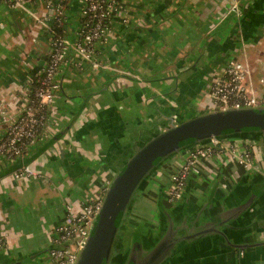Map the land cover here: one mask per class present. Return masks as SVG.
Returning a JSON list of instances; mask_svg holds the SVG:
<instances>
[{
    "label": "crops",
    "instance_id": "obj_1",
    "mask_svg": "<svg viewBox=\"0 0 264 264\" xmlns=\"http://www.w3.org/2000/svg\"><path fill=\"white\" fill-rule=\"evenodd\" d=\"M52 14L45 0H0V140L8 128L2 110L11 118L20 115L26 97L22 90L48 60ZM80 22L79 3L68 1L63 28L70 51L57 74L60 95L23 157L0 158V231L6 240L0 264L36 257L47 245H67L58 241V227L103 194L129 157L133 141L162 123L164 115L186 118L187 107L193 116L210 110V87L241 42L246 53L239 59L250 68L251 87L257 95L264 92V0H124L105 40L97 44L94 62L72 48ZM136 103L150 108L152 115L139 120L144 130L127 142L126 112ZM20 160L40 176L16 178ZM204 165L203 177L188 179L175 209L191 215L221 213L254 194L235 223L239 234L231 233L233 241L247 247H232L213 234L167 264H264V192L257 188L264 182V165L247 170L234 161ZM164 190L165 197L167 186ZM158 192L150 193L153 200Z\"/></svg>",
    "mask_w": 264,
    "mask_h": 264
},
{
    "label": "built area",
    "instance_id": "obj_2",
    "mask_svg": "<svg viewBox=\"0 0 264 264\" xmlns=\"http://www.w3.org/2000/svg\"><path fill=\"white\" fill-rule=\"evenodd\" d=\"M53 12V25H63L66 0H45ZM79 3L80 27L78 38L73 44L74 50L83 59L94 62L97 56V44L103 42L110 31L115 16L123 10L124 0H75ZM70 45L64 36L53 38L51 52L47 62L38 72L35 84L26 87V97L22 102L20 115L11 118L2 110L1 120L8 123L7 134L0 140V158L20 159L26 146L34 143L40 128L46 119V112L60 95V84L57 74L61 64L67 60ZM237 55L226 63L222 76L208 92V108L219 110L226 108H264V92L257 95L252 89L249 66L240 60L246 53V44L241 42ZM97 65V63H95ZM184 159L174 170L160 167L162 178L167 180L166 200L174 203L183 197L187 190L188 179L203 177L204 164L207 161H234L237 166L247 170L253 162L264 159V141L238 138H216L212 141L188 147L183 151ZM223 159V160H222ZM40 172L23 164L14 171L16 178L39 177ZM103 194L83 205L79 214H73L70 221L58 227L59 239L68 243L64 247H52L50 254L59 264H74L84 245L90 229L102 207ZM61 243V242H60ZM6 240L0 231V250L5 247Z\"/></svg>",
    "mask_w": 264,
    "mask_h": 264
},
{
    "label": "water",
    "instance_id": "obj_3",
    "mask_svg": "<svg viewBox=\"0 0 264 264\" xmlns=\"http://www.w3.org/2000/svg\"><path fill=\"white\" fill-rule=\"evenodd\" d=\"M247 128L248 133L264 135L263 107L209 110L187 118L164 115L162 123L148 135L131 143L130 155L108 185L99 215L74 264H167L179 251L213 234L221 235L232 247H247L233 241L231 233L239 234L240 228L235 223L252 205L254 194L231 210L187 214L178 226L171 220L166 233L157 242L145 244L136 234L125 253L122 252L124 234L121 231L125 228L123 219L131 208L135 193L165 159L216 138H236ZM23 164L21 162L16 169ZM34 256L16 259L13 264H24Z\"/></svg>",
    "mask_w": 264,
    "mask_h": 264
},
{
    "label": "flooded vegetation",
    "instance_id": "obj_4",
    "mask_svg": "<svg viewBox=\"0 0 264 264\" xmlns=\"http://www.w3.org/2000/svg\"><path fill=\"white\" fill-rule=\"evenodd\" d=\"M143 137H145V136H143ZM163 177L165 178V176H163ZM155 179H159V180L163 179L161 177L158 169H157V172L155 175ZM156 187L158 188L159 185H156ZM146 195L147 196L149 195L147 191L145 192V194H144V192H141V190H138L136 192L135 197H134V201L132 202V205H131V208H130L129 212L126 213L125 218L123 219V225L125 226L124 230H121L122 233L124 234V239H123L124 250L122 251L123 253H125L130 248L131 243H132V239L136 234L140 235L142 242H144L145 244L146 243L149 244V243H151V241L157 242L166 233L171 220L173 221V224L175 226H178L183 222L184 216H186L188 214V213H185L186 211L185 212H178V210L175 209L176 203L175 202L169 203L166 200V196L165 197L160 196L159 198L155 197L154 200L152 199L154 202V206H153L154 209L149 208L150 204H148V205L145 204ZM249 198L247 200H249ZM159 199H161V200H159ZM245 199L246 198H244L242 201L247 202V200H245ZM148 202H150V201H148ZM159 202H161V203H159ZM150 203H152V202H150ZM163 204L167 209H171L168 211V213H165V215L163 214L164 216H162L160 213V211H161L160 206H162ZM238 204H241V203H238ZM165 209H163V210H165ZM138 212H139L141 217L136 218L135 220H131L130 218L133 219V216L137 215ZM169 216H170V219H169ZM126 232H130V237L127 240H126ZM16 259H21V258H15L13 260H10L8 262H4L2 264H13V261H16Z\"/></svg>",
    "mask_w": 264,
    "mask_h": 264
},
{
    "label": "rangeland",
    "instance_id": "obj_5",
    "mask_svg": "<svg viewBox=\"0 0 264 264\" xmlns=\"http://www.w3.org/2000/svg\"><path fill=\"white\" fill-rule=\"evenodd\" d=\"M183 105L180 106V108H182ZM133 110H127L128 112H126V115L128 116V120H127V123H126V128H128L127 130H125L124 134L126 135V140L127 142L131 141L132 138L134 137L133 136V133L135 134V132L137 131L138 134L140 133V131L144 130L141 128H139V120H144L146 119L149 115H152V112H151V109L150 108H147L145 105H141V104H137L136 105H133L132 106ZM188 107L187 109L185 108V111H186V116H193L192 115V112H193V109L192 110H188ZM143 111V112H141ZM186 117V118H187ZM146 122L144 123L143 122V125H145ZM264 137V136H263ZM184 159V156H183V153L181 155H174L173 157H170V158H167L165 159L163 165H161L160 167H165V169L168 171V170H174V169H177L182 160ZM262 161H264V159H260L258 161H255L253 162L254 164H260V165H264V162L261 163ZM252 166V165H251ZM158 170L160 168H157ZM156 171H154V173L152 174V176L150 178H147V181H145V183H143V185L141 186V188L139 190H141V192H145L149 191V195L150 196H147L146 195V200H145V204H151L150 202L154 203L152 199V194L150 193H154L155 192V189L157 188L156 185H161L160 183L161 182H164L162 181L161 179H155V175H156ZM150 179V180H149ZM150 181V182H149ZM161 188H166V186H161ZM138 194V193H137ZM150 199V200H149ZM150 201V202H148ZM152 205V204H151ZM141 213V212H140ZM139 214V212H138ZM135 215L133 216V219L130 218L131 220H135L136 218H139L141 217L140 214L139 215ZM146 218V217H145ZM134 222V221H133ZM132 223V222H131ZM130 237V232H126V240L129 239ZM38 251V250H37ZM35 251V252H37ZM37 256L32 258V259H27V262H25L24 264H58L57 262L54 261V259L52 258L51 254L49 253V246H45L43 247L39 253H36ZM53 259V260H52Z\"/></svg>",
    "mask_w": 264,
    "mask_h": 264
},
{
    "label": "trees",
    "instance_id": "obj_6",
    "mask_svg": "<svg viewBox=\"0 0 264 264\" xmlns=\"http://www.w3.org/2000/svg\"><path fill=\"white\" fill-rule=\"evenodd\" d=\"M68 1H70V0H66V2H65V4L67 5V2ZM53 30H54V36H53V38L54 37H56V36H64V28H63V25L62 26H58V24L57 23H55L54 25H53ZM48 58H49V56H48ZM34 84H35V81L33 82ZM246 131H245V133H243L242 135H238L236 138H238V139H245V138H248V139H253V140H260V141H264V135H262V134H258V133H254V132H249L248 133V128L247 129H245ZM226 132H228V130L226 131ZM146 135H148L149 134V132H147V133H145ZM146 135H144V136H146ZM232 138V137H231ZM235 138V137H234ZM157 163V162H156ZM161 165H163V163L161 164ZM160 165V166H161ZM162 181H164V182H161L160 184L161 185H159V187H158V196H164L165 195V190H164V188H161V186L163 185V186H167V180H166V177L165 178H163L162 179ZM260 184H262L261 185V188H259V187H257L258 189H261V191H260V193L261 192H264V182H261ZM257 188L254 190V192H252V193H255V191H257ZM136 194V193H135ZM249 197H246V199L245 200H247ZM159 200H161V199H159ZM244 200V201H245ZM237 202V201H236ZM243 202V201H242ZM242 202H240V201H238L236 204H238V203H242ZM159 203H161V202H159ZM239 205V204H238ZM160 208H161V211H160V213H161V215L162 216H164L165 215V213L167 212V209H165L166 207L164 206V204L162 205V206H160ZM163 209H165V210H163ZM164 214V215H163Z\"/></svg>",
    "mask_w": 264,
    "mask_h": 264
}]
</instances>
